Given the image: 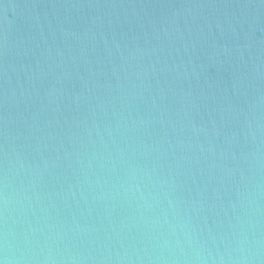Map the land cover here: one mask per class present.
<instances>
[{"label":"water","instance_id":"water-1","mask_svg":"<svg viewBox=\"0 0 264 264\" xmlns=\"http://www.w3.org/2000/svg\"><path fill=\"white\" fill-rule=\"evenodd\" d=\"M0 264H264V0H0Z\"/></svg>","mask_w":264,"mask_h":264}]
</instances>
